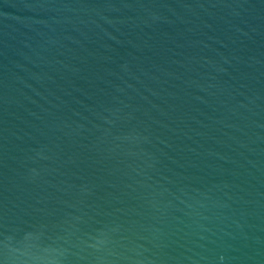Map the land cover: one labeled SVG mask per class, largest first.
<instances>
[{
	"label": "water",
	"instance_id": "1",
	"mask_svg": "<svg viewBox=\"0 0 264 264\" xmlns=\"http://www.w3.org/2000/svg\"><path fill=\"white\" fill-rule=\"evenodd\" d=\"M0 264H264V0H0Z\"/></svg>",
	"mask_w": 264,
	"mask_h": 264
}]
</instances>
